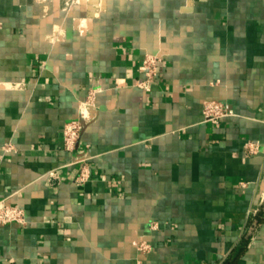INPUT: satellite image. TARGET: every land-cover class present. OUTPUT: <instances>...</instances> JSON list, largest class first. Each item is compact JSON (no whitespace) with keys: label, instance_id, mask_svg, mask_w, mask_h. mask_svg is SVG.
<instances>
[{"label":"crops","instance_id":"obj_1","mask_svg":"<svg viewBox=\"0 0 264 264\" xmlns=\"http://www.w3.org/2000/svg\"><path fill=\"white\" fill-rule=\"evenodd\" d=\"M98 1L86 29L81 0H0V202L26 213L0 264H264V0ZM206 100L235 116L205 122Z\"/></svg>","mask_w":264,"mask_h":264},{"label":"built area","instance_id":"obj_2","mask_svg":"<svg viewBox=\"0 0 264 264\" xmlns=\"http://www.w3.org/2000/svg\"><path fill=\"white\" fill-rule=\"evenodd\" d=\"M161 59L157 55L147 54L143 61L141 69L144 73V78L139 82L138 86L143 90H149L153 82L158 78ZM98 90L92 89L88 92L84 101L80 103L78 117L66 123L64 128L63 149L66 152H73L76 149L78 141L81 137L83 123L90 121L91 110L96 108ZM235 112L229 109L225 104L218 100H206L203 103V117L207 123L218 124L222 119L234 117ZM246 150L249 154H256L258 151V143L248 142ZM3 153L14 152L15 147L12 143H7L2 147ZM91 157L84 155L77 160L79 172L75 178L78 186L86 185L92 178V166L90 164ZM50 182L58 180V175L55 171L48 173ZM53 183V182H52ZM26 223L25 210L16 205H7L0 202V227L17 224L24 225ZM157 222L151 224L152 230H158ZM138 250L142 254H148L153 250L152 245L142 240L138 244Z\"/></svg>","mask_w":264,"mask_h":264},{"label":"water","instance_id":"obj_3","mask_svg":"<svg viewBox=\"0 0 264 264\" xmlns=\"http://www.w3.org/2000/svg\"><path fill=\"white\" fill-rule=\"evenodd\" d=\"M98 0H81V3L87 6L88 10V19L89 21L87 22L86 29L89 28L90 26V21L94 19L97 15L98 9L96 5L98 4Z\"/></svg>","mask_w":264,"mask_h":264},{"label":"bare ground","instance_id":"obj_4","mask_svg":"<svg viewBox=\"0 0 264 264\" xmlns=\"http://www.w3.org/2000/svg\"><path fill=\"white\" fill-rule=\"evenodd\" d=\"M39 2H40V0H39ZM45 2V1H44ZM46 3V2H45Z\"/></svg>","mask_w":264,"mask_h":264},{"label":"trees","instance_id":"obj_5","mask_svg":"<svg viewBox=\"0 0 264 264\" xmlns=\"http://www.w3.org/2000/svg\"><path fill=\"white\" fill-rule=\"evenodd\" d=\"M247 241H245V243H246Z\"/></svg>","mask_w":264,"mask_h":264}]
</instances>
